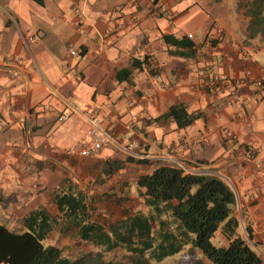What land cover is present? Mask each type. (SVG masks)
I'll return each instance as SVG.
<instances>
[{"label":"crops","instance_id":"1","mask_svg":"<svg viewBox=\"0 0 264 264\" xmlns=\"http://www.w3.org/2000/svg\"><path fill=\"white\" fill-rule=\"evenodd\" d=\"M203 11L195 0H0V63L20 61L17 78L0 66V212L10 222L21 227L42 207L56 213L53 196L70 183L88 202L139 206L138 179L171 166L233 190L235 214L264 260V44L247 38L240 12L234 26L222 17L209 25ZM51 89L93 111L119 144L136 142L147 163L124 162L108 176L104 169L130 156L70 155L86 124L77 115L59 123L64 106ZM178 106L197 117L190 126L168 117Z\"/></svg>","mask_w":264,"mask_h":264},{"label":"trees","instance_id":"2","mask_svg":"<svg viewBox=\"0 0 264 264\" xmlns=\"http://www.w3.org/2000/svg\"><path fill=\"white\" fill-rule=\"evenodd\" d=\"M236 10L247 19V38L264 41V0H236ZM168 117L182 128L197 118L181 106L172 108ZM124 162L147 163L127 157L114 161L104 172L110 176ZM136 187L142 208L123 210L114 217L111 209L88 202L76 185L59 187L52 199L56 213L46 207L30 212L21 220L20 233L0 224V264H118L105 260L116 250L129 256V264L160 263L182 253L192 264H264L249 242L250 227L235 214L236 195L223 180L184 175L163 165L141 176ZM220 227L226 247L211 241ZM65 237L83 243L84 249L76 250L71 244L66 252L59 242Z\"/></svg>","mask_w":264,"mask_h":264},{"label":"built area","instance_id":"3","mask_svg":"<svg viewBox=\"0 0 264 264\" xmlns=\"http://www.w3.org/2000/svg\"><path fill=\"white\" fill-rule=\"evenodd\" d=\"M158 10L161 13H166V10L163 6H158ZM189 38L192 36L189 35ZM38 40V36L33 35L27 39V42L35 43ZM68 54L71 58H75L77 60L82 59V55L77 50L72 48L68 49ZM19 59L18 58H4L2 59L0 66L3 70V73L11 78H17L19 76L18 67H19ZM154 81L157 83H162L163 79L160 75L154 76ZM213 87L217 85V82L212 81L210 84ZM51 92L54 96L58 97V99L62 102L64 109L61 114L57 117V121L59 123H64L69 120L73 115L79 116L86 124V129L82 134L79 141L72 146L68 153L73 156H79L83 158H90L97 156L104 149L113 148L122 152L126 156L137 157L140 159H145L146 157L143 155H138L136 153L138 149V144L136 142H130L127 145L119 144L113 137H111L106 130L102 127V124L97 117V115L91 111H79L77 110L69 101L59 96V94L51 89ZM42 112H47L49 107L46 105H42L40 107ZM225 138L228 140H235L236 137L231 132L227 131L224 133ZM183 171L187 174H195V171L183 164H180Z\"/></svg>","mask_w":264,"mask_h":264},{"label":"rangeland","instance_id":"4","mask_svg":"<svg viewBox=\"0 0 264 264\" xmlns=\"http://www.w3.org/2000/svg\"><path fill=\"white\" fill-rule=\"evenodd\" d=\"M195 1L204 10L203 13H201V15L208 16L207 22H209V25H211V23H213L214 20L221 23L219 20V17H222L223 19L225 18V20L228 23L231 22V24L234 26L239 25L238 23L239 17H238V13L236 10V0H195ZM220 13L222 14L220 15ZM222 23H224V20H222ZM196 33L197 35L200 34L199 30ZM258 39H259V44L261 43L264 44V41L262 39L260 38ZM100 205L111 209L112 210L111 216L113 217L120 215L123 210H128L131 208H133V210L134 209L137 210L139 208L138 204L133 201L132 203L127 204V206L126 205L124 206L121 204H115L113 200H108L106 202L101 203ZM9 214H10L9 211L7 212L6 216L4 213L0 212V224L4 226L5 225L8 226V229L14 233H20L22 231V228L18 226L19 222H17V226L14 223L10 222V219L7 218ZM211 241H212V244L217 247L227 246L226 240L221 235V227L218 229V231L216 232V234L214 235ZM59 242L61 245H63L66 252H70V249L72 246L71 244L76 245L75 246L76 250L83 248L82 247L83 243L78 244L76 241H73L70 238H64L63 240H60ZM196 255L202 258V256L198 252H196ZM105 260L107 261L111 260L118 264H129V261H130L129 256L126 255V253L121 250H116V251H113L107 254L105 256ZM152 264H192V263L191 261H189L188 257L186 255H183L182 253L179 255L168 257L160 263L153 261Z\"/></svg>","mask_w":264,"mask_h":264}]
</instances>
